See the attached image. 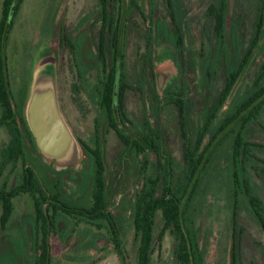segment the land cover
<instances>
[{
    "label": "rangeland",
    "instance_id": "1",
    "mask_svg": "<svg viewBox=\"0 0 264 264\" xmlns=\"http://www.w3.org/2000/svg\"><path fill=\"white\" fill-rule=\"evenodd\" d=\"M217 2L106 0L103 63L96 55L102 27L99 0H22L7 33V86L14 101L23 102L24 118L34 77L49 70L55 82L60 115L79 147L78 165L60 170L45 162L34 140L31 142L23 134L27 163L47 188L58 186L61 198L69 206L87 207L91 202L92 159L82 144L98 149L107 207L116 223L125 264H135L136 257L130 206L137 188V158L126 154L107 124L99 104L102 82L114 65L115 56L119 57L120 126L133 138L157 136L170 161V182L178 183L185 167L182 146L192 147L195 143L228 73L246 52L258 18L257 0H225L219 38L208 13V6ZM63 35L74 48V59L62 44ZM263 65L264 19L257 50L230 100L223 102L216 112L201 145L234 106L250 94ZM243 137L261 146L252 148V152L264 160V107L258 118L247 125ZM6 140V131L0 127V148ZM232 140L228 138L215 150L202 172L186 213L188 226L197 242L202 264H232L235 207L236 264H264L263 229L243 191L236 192L233 186ZM150 159L154 161L153 154ZM242 167L239 177L248 182L264 204V169H259L264 165L251 161ZM20 178V163L10 165L3 172L0 184L6 180L7 189H11ZM33 222L31 198L27 194L15 197L8 220L0 223V264H32ZM105 227L99 219L58 213L55 233L49 237L50 264H120ZM159 229L157 216L155 237ZM159 245L152 253L150 264H176L172 255L173 238L166 233Z\"/></svg>",
    "mask_w": 264,
    "mask_h": 264
},
{
    "label": "trees",
    "instance_id": "2",
    "mask_svg": "<svg viewBox=\"0 0 264 264\" xmlns=\"http://www.w3.org/2000/svg\"><path fill=\"white\" fill-rule=\"evenodd\" d=\"M21 2L22 0H3L0 16V127H3L7 134V140L0 148V180L3 172L10 165L13 167L15 164L20 163L21 173L20 182L11 189H7L6 180L0 184V223H6L8 220L12 211V200L19 195L27 194L31 198L34 214L32 264H50L49 237L55 233V220L58 213H64L70 217L78 216L103 221L106 225L105 228L113 252L120 264H125L126 256L117 232L116 223L107 207L103 164L98 149H90L82 144L92 159L91 202L87 207L69 206L61 198L58 186L54 185L47 188L41 183L36 172L26 161L23 134H26L31 142L34 139L22 114L23 102L17 104L8 89L5 64L7 33L13 25L15 14ZM224 2L225 0H218L216 5L210 4L208 6V13L213 20L214 33L219 38H221L224 23ZM99 3L101 5L102 27L96 55L103 63L104 7L106 0H99ZM257 5L258 18L254 25L252 40L246 52L237 66L228 73L224 87L205 118L193 146L189 147L186 144L182 146V159L185 167L182 179L176 184L170 182V161L163 152L160 139L151 134L144 136L143 139L133 138L128 136L120 126L117 117L121 108L122 93L119 57L115 56L114 65L109 69L106 79L102 82L99 92V104L105 112L107 124L126 149V154L130 153L137 158V188L133 193L130 206L131 225L136 245L135 264H150L154 249L160 246L159 243H161L166 233L173 238L172 255L176 264H202L201 254L191 228L188 226L186 213L196 193L202 172L209 165L215 150L230 137L233 138L231 152L234 189L236 192L238 190L243 191L251 211L256 216L264 232V204L253 193L248 182L239 177V170L246 163L259 161L264 165V160L258 159L252 152V148L261 146L246 141L243 137V131L247 125L258 118L264 107V65L255 78L254 88L250 94L234 106V110L226 115L208 141L201 145L203 135L212 123L216 112L223 102L230 100L236 84L243 76L251 57L257 50L264 19V0H257ZM62 44L74 59V48L65 35L62 36ZM178 113L181 119V104L178 105ZM150 154L154 155V161H151ZM50 163L53 164V162ZM237 164H240L241 167H238ZM254 169L258 170L257 167ZM157 216L160 219V229L158 236L155 237L154 230ZM232 226V264H236L235 207L232 214Z\"/></svg>",
    "mask_w": 264,
    "mask_h": 264
},
{
    "label": "water",
    "instance_id": "3",
    "mask_svg": "<svg viewBox=\"0 0 264 264\" xmlns=\"http://www.w3.org/2000/svg\"><path fill=\"white\" fill-rule=\"evenodd\" d=\"M158 83L160 86V81ZM25 119L45 162L54 161L58 169L78 165L79 147L60 115L52 76L37 74L34 77L26 102Z\"/></svg>",
    "mask_w": 264,
    "mask_h": 264
},
{
    "label": "flooded vegetation",
    "instance_id": "4",
    "mask_svg": "<svg viewBox=\"0 0 264 264\" xmlns=\"http://www.w3.org/2000/svg\"><path fill=\"white\" fill-rule=\"evenodd\" d=\"M101 23H102V21H101ZM102 25V24H101ZM104 29H107L106 28V25H105V28ZM114 33V32H113ZM99 40V39H98ZM39 74H44V75H49V76H52V74H51V72L48 70V71H46V70H43L42 72H40ZM53 77V76H52ZM79 143V142H78ZM80 144V143H79ZM49 162H53V164H54V161H49Z\"/></svg>",
    "mask_w": 264,
    "mask_h": 264
}]
</instances>
